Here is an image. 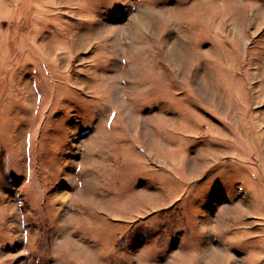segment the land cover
I'll return each mask as SVG.
<instances>
[{
    "label": "rangeland",
    "instance_id": "374dc122",
    "mask_svg": "<svg viewBox=\"0 0 264 264\" xmlns=\"http://www.w3.org/2000/svg\"><path fill=\"white\" fill-rule=\"evenodd\" d=\"M259 5L0 0V264H264Z\"/></svg>",
    "mask_w": 264,
    "mask_h": 264
},
{
    "label": "crops",
    "instance_id": "0c3cea01",
    "mask_svg": "<svg viewBox=\"0 0 264 264\" xmlns=\"http://www.w3.org/2000/svg\"><path fill=\"white\" fill-rule=\"evenodd\" d=\"M249 18L251 20V25H255L254 30H256L255 34L261 35L264 32V6L262 5L260 8L257 7L254 10H251ZM254 19V23H253ZM249 31V30H248ZM254 33V32H252ZM251 33V35H253ZM264 40V37L262 41ZM263 44V43H262ZM251 84L253 85L252 88V97L254 98V103L256 106H260L262 104V99L264 96V71H262L261 66H258L257 71H254V74L249 77ZM219 103L223 106L224 102L222 99H219ZM258 109V108H257ZM257 129L264 131V122H257ZM236 209V208H235Z\"/></svg>",
    "mask_w": 264,
    "mask_h": 264
},
{
    "label": "bare ground",
    "instance_id": "6f19581e",
    "mask_svg": "<svg viewBox=\"0 0 264 264\" xmlns=\"http://www.w3.org/2000/svg\"><path fill=\"white\" fill-rule=\"evenodd\" d=\"M192 165H193V166H190V169H191L192 172H195V171L197 170L196 167H195L196 164L193 163Z\"/></svg>",
    "mask_w": 264,
    "mask_h": 264
}]
</instances>
